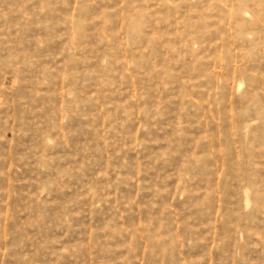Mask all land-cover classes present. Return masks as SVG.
<instances>
[{"label":"rangeland","instance_id":"rangeland-1","mask_svg":"<svg viewBox=\"0 0 264 264\" xmlns=\"http://www.w3.org/2000/svg\"><path fill=\"white\" fill-rule=\"evenodd\" d=\"M0 264H264V0H0Z\"/></svg>","mask_w":264,"mask_h":264}]
</instances>
